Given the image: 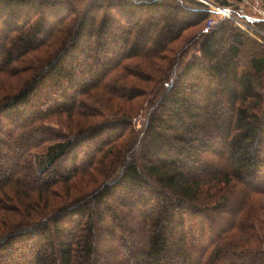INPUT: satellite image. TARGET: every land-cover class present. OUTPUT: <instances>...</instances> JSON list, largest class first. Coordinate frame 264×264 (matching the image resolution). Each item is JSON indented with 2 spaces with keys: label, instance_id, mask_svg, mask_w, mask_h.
<instances>
[{
  "label": "trees",
  "instance_id": "16d2710c",
  "mask_svg": "<svg viewBox=\"0 0 264 264\" xmlns=\"http://www.w3.org/2000/svg\"><path fill=\"white\" fill-rule=\"evenodd\" d=\"M211 15L0 0V264H264V44L223 21L179 62Z\"/></svg>",
  "mask_w": 264,
  "mask_h": 264
},
{
  "label": "rangeland",
  "instance_id": "374dc122",
  "mask_svg": "<svg viewBox=\"0 0 264 264\" xmlns=\"http://www.w3.org/2000/svg\"><path fill=\"white\" fill-rule=\"evenodd\" d=\"M208 4H206L210 9L214 7H225L227 9H231V15L225 16L222 14H214L210 16V18L205 21L201 26L197 28L190 29L185 33L182 40L176 44L174 47L176 55L179 57L181 53H183L180 58L177 57L179 62H187L197 51L199 50L200 43L204 38V34L206 30H212L216 26H218L223 21H226L230 25H234L241 30H243L247 36L257 43L264 44V0H204ZM226 1V3H224ZM247 17H252V19H257L258 22H250ZM155 60V62L150 64H145V69L147 70L146 74H151L153 77L161 76V70L167 71L166 69L171 66V73H174L177 69V65L172 64L170 61H159ZM146 81H139V85H141V89H146L147 84ZM123 90L126 91L127 85L122 84ZM133 88L132 85L129 88ZM136 88V87H135ZM139 88V87H138ZM125 101L123 104L128 110V112L136 113L139 108H142L139 100L132 101L133 107L130 104V100L126 101L125 99L121 100ZM145 102H143L144 104ZM145 109L148 110V105L144 104ZM144 109L142 113H144ZM130 115V114H129Z\"/></svg>",
  "mask_w": 264,
  "mask_h": 264
},
{
  "label": "built area",
  "instance_id": "2783aa9c",
  "mask_svg": "<svg viewBox=\"0 0 264 264\" xmlns=\"http://www.w3.org/2000/svg\"><path fill=\"white\" fill-rule=\"evenodd\" d=\"M199 1H202V2H204V3H206V4H208L206 1H204V0H199ZM209 5V4H208ZM211 10V12H213L214 14H222V15H225V16H229V15H231V12H232V10L231 9H227V8H223V7H221V6H218V7H214V8H212V9H210ZM247 18H249V17H247Z\"/></svg>",
  "mask_w": 264,
  "mask_h": 264
}]
</instances>
